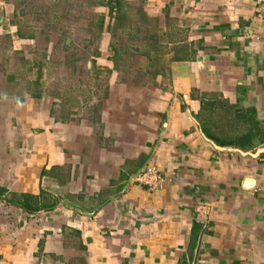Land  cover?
I'll return each mask as SVG.
<instances>
[{"label":"crops","instance_id":"1","mask_svg":"<svg viewBox=\"0 0 264 264\" xmlns=\"http://www.w3.org/2000/svg\"><path fill=\"white\" fill-rule=\"evenodd\" d=\"M123 2L105 83L54 84L0 0V264H264V0Z\"/></svg>","mask_w":264,"mask_h":264},{"label":"rangeland","instance_id":"2","mask_svg":"<svg viewBox=\"0 0 264 264\" xmlns=\"http://www.w3.org/2000/svg\"><path fill=\"white\" fill-rule=\"evenodd\" d=\"M13 1L15 4L13 24L23 33L35 37L40 49L51 50L49 60L43 56V67L47 72L53 70L54 84L105 83L107 76L99 69L100 65L91 63L88 67V63L101 48L104 40L108 42V47L112 42L117 47L127 44V30L125 26L120 25L118 29L109 31L106 25L105 34L101 32L100 13L95 9L102 0H69L67 8L66 0H63L65 3L61 8H56L55 0ZM60 1L57 0L58 3ZM106 18L107 21L113 22L109 14ZM128 21L129 19L126 24ZM0 48H3L2 41ZM16 60L9 64L14 66L16 63L18 66ZM95 92L98 97L99 92L97 90Z\"/></svg>","mask_w":264,"mask_h":264},{"label":"trees","instance_id":"3","mask_svg":"<svg viewBox=\"0 0 264 264\" xmlns=\"http://www.w3.org/2000/svg\"><path fill=\"white\" fill-rule=\"evenodd\" d=\"M104 5L108 7L109 16L113 19V24L108 25L109 31L118 28L120 25H123L125 27L127 26L126 21L130 19V15H129L130 10L127 11L126 9H124L125 7H124L123 0H107V2ZM139 15L141 16V14ZM103 19L104 17L101 16L100 21L102 22ZM18 36L20 38H25L27 34L23 33L21 30H18ZM246 140L248 139L246 138ZM9 202L14 205H20L23 208L31 211L30 205L25 201H19V200L12 199V201L10 200Z\"/></svg>","mask_w":264,"mask_h":264},{"label":"built area","instance_id":"4","mask_svg":"<svg viewBox=\"0 0 264 264\" xmlns=\"http://www.w3.org/2000/svg\"><path fill=\"white\" fill-rule=\"evenodd\" d=\"M134 180L140 185L146 186L151 190L161 187L165 181L164 177L151 166L144 168ZM264 190V187H263ZM2 230L0 228V239H1Z\"/></svg>","mask_w":264,"mask_h":264},{"label":"water","instance_id":"5","mask_svg":"<svg viewBox=\"0 0 264 264\" xmlns=\"http://www.w3.org/2000/svg\"><path fill=\"white\" fill-rule=\"evenodd\" d=\"M231 149L236 150V151L240 152V153L243 154V155H247V154H249V155H252V156H257V155H259V154H261V153H264V144L261 145V146H260L257 150H255V151L244 150V149H241V148H234V147H231ZM142 170H143V169H142ZM142 170H139V171L136 173L135 177H136V176H137Z\"/></svg>","mask_w":264,"mask_h":264}]
</instances>
